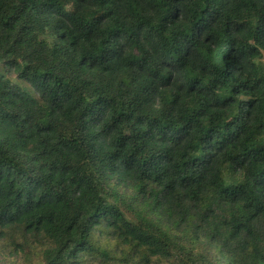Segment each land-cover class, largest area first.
Wrapping results in <instances>:
<instances>
[{
	"label": "trees",
	"instance_id": "1",
	"mask_svg": "<svg viewBox=\"0 0 264 264\" xmlns=\"http://www.w3.org/2000/svg\"><path fill=\"white\" fill-rule=\"evenodd\" d=\"M0 264H264V0H0Z\"/></svg>",
	"mask_w": 264,
	"mask_h": 264
},
{
	"label": "rangeland",
	"instance_id": "2",
	"mask_svg": "<svg viewBox=\"0 0 264 264\" xmlns=\"http://www.w3.org/2000/svg\"><path fill=\"white\" fill-rule=\"evenodd\" d=\"M0 75L3 76L5 79H7L11 84H14L15 86L19 87L29 96L33 98L37 97V93L28 83L19 79L16 73L8 71L2 63H0Z\"/></svg>",
	"mask_w": 264,
	"mask_h": 264
}]
</instances>
